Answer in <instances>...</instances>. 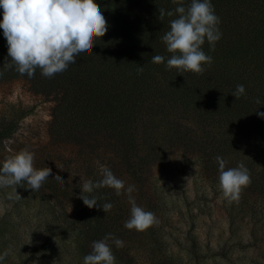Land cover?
Masks as SVG:
<instances>
[{"label": "trees", "instance_id": "obj_1", "mask_svg": "<svg viewBox=\"0 0 264 264\" xmlns=\"http://www.w3.org/2000/svg\"><path fill=\"white\" fill-rule=\"evenodd\" d=\"M101 2L108 11L106 34L95 40L91 52L81 53L76 63L52 78L42 76L40 69L33 78L21 76L14 67L5 69L10 58L0 29V81L21 79L30 91L50 96L54 101L50 137L76 147L71 158L53 152L54 161H39L36 166L52 169L45 183L61 212L67 203L73 205L71 222L80 225L86 243L102 240L109 233L116 236L115 211L89 209L79 198L83 181H99L101 168L107 167L117 178L132 175L142 198L150 202L162 184L159 174L166 182H175L188 170L194 173L191 181L201 199L208 193L209 199L220 196L228 230L245 225L257 246L264 237L260 222L264 213V118L257 114L264 112V0H211L222 36L214 51L207 40L202 45L213 58L211 66L204 65L203 74H181L166 67L171 54L162 37L170 30V21L178 17L175 8H187L191 0ZM159 8L165 9L162 21ZM168 11L174 15L167 16ZM154 55L164 56L165 62L152 63ZM142 66L143 72L138 73ZM239 84L245 94L236 99L231 92ZM28 112L20 109L0 116V143ZM183 113L193 115L195 127L182 121ZM217 156L227 162L226 170L243 162L250 172L251 183L242 189L238 203L229 204L222 198ZM87 195L96 196L101 206L114 204L117 197L108 187ZM117 256L129 264L125 254Z\"/></svg>", "mask_w": 264, "mask_h": 264}, {"label": "rangeland", "instance_id": "obj_2", "mask_svg": "<svg viewBox=\"0 0 264 264\" xmlns=\"http://www.w3.org/2000/svg\"><path fill=\"white\" fill-rule=\"evenodd\" d=\"M95 2L107 15L101 0ZM53 106L50 96L30 91L21 79L0 81V116L29 109L12 135L0 143V167L23 149L34 153L36 169L39 161H54L53 152L73 157L74 145L54 140L48 133ZM182 117L186 125L196 126L190 113ZM193 175L186 170L175 182H166L159 174L163 186L157 183L156 199L150 202L142 198L132 175H121L125 187L135 185L132 196L136 204L154 213L156 222L140 232L126 229L131 205L126 194L116 197L112 210L119 226L114 237L124 242L117 248L108 241L116 264H124L117 256L124 254L130 258L129 264H264V237L255 246L245 225L229 231L218 202L220 196L209 199L208 193L201 199L192 184ZM72 206L64 205L62 213L45 182L34 192L26 184L0 187V255L8 253L0 264H83L92 243H86L80 225L71 222ZM260 222L264 230V213Z\"/></svg>", "mask_w": 264, "mask_h": 264}, {"label": "clouds", "instance_id": "obj_3", "mask_svg": "<svg viewBox=\"0 0 264 264\" xmlns=\"http://www.w3.org/2000/svg\"><path fill=\"white\" fill-rule=\"evenodd\" d=\"M173 3H179V0H173ZM0 9V29L6 38L10 58L4 63V68L14 67L21 76L27 75L28 78L34 77L36 69H40L45 78L66 71L70 64L76 63L77 56L91 52L95 40L102 38L108 30L107 21L95 0H0ZM174 12L178 17L170 21V30L162 37L167 52L171 54L166 67L168 70L175 68L181 74H203L206 70L204 65L211 66L213 58L205 54L202 45L207 40L214 51L216 42L222 36L218 28L220 18L215 14L211 0H191L187 8L177 6ZM174 12L168 11L166 14L172 17ZM164 16L165 9L159 8V20L162 21ZM151 62L164 63L165 57L154 55ZM137 72L142 73L143 66ZM2 75L3 72H0ZM231 94L239 99L245 94V87L239 84ZM256 103H260L258 98ZM257 114L264 118V112ZM215 159L219 164L218 189L222 198L229 204L238 203L242 189L251 183L248 168L240 162L226 170L227 162L220 156ZM51 172L52 169L48 167L34 168V153L23 149L2 162L0 187L26 184L32 192L38 191ZM101 173L102 179L99 181L94 183L88 179L80 186L79 198L85 206L89 209L102 208L108 213L113 208L112 203L101 206L96 196L87 195L94 189L108 187L114 189L117 196L126 194L128 197L131 208L130 218L124 224L126 229L140 232L156 222L154 213L136 204L132 196L136 191L135 185L125 187V182L107 167H102ZM55 179L64 182L59 176ZM109 240L117 248L124 246L122 240L106 234L102 240L93 241L91 252L84 256L83 264H116ZM7 255V252L0 255V261Z\"/></svg>", "mask_w": 264, "mask_h": 264}]
</instances>
